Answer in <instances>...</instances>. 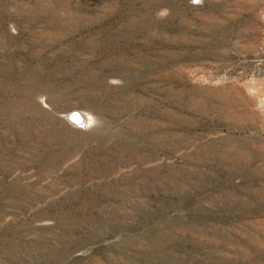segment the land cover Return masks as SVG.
Returning <instances> with one entry per match:
<instances>
[{
	"label": "rangeland",
	"instance_id": "rangeland-1",
	"mask_svg": "<svg viewBox=\"0 0 264 264\" xmlns=\"http://www.w3.org/2000/svg\"><path fill=\"white\" fill-rule=\"evenodd\" d=\"M0 264H264V0H0Z\"/></svg>",
	"mask_w": 264,
	"mask_h": 264
},
{
	"label": "bare ground",
	"instance_id": "bare-ground-1",
	"mask_svg": "<svg viewBox=\"0 0 264 264\" xmlns=\"http://www.w3.org/2000/svg\"><path fill=\"white\" fill-rule=\"evenodd\" d=\"M69 119H70V121L71 122H76V123H79L78 125H80V122L81 123H83V124H88L89 122H90V118L88 117V116H86V115H84L83 117L79 114V113H77V112H72V114L69 116ZM73 122V124H75Z\"/></svg>",
	"mask_w": 264,
	"mask_h": 264
},
{
	"label": "water",
	"instance_id": "water-1",
	"mask_svg": "<svg viewBox=\"0 0 264 264\" xmlns=\"http://www.w3.org/2000/svg\"><path fill=\"white\" fill-rule=\"evenodd\" d=\"M74 122V121H73ZM75 124H79V123H76V122H74ZM80 124H81V122H80Z\"/></svg>",
	"mask_w": 264,
	"mask_h": 264
},
{
	"label": "built area",
	"instance_id": "built-area-1",
	"mask_svg": "<svg viewBox=\"0 0 264 264\" xmlns=\"http://www.w3.org/2000/svg\"><path fill=\"white\" fill-rule=\"evenodd\" d=\"M82 124V123H81Z\"/></svg>",
	"mask_w": 264,
	"mask_h": 264
}]
</instances>
